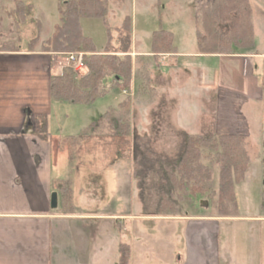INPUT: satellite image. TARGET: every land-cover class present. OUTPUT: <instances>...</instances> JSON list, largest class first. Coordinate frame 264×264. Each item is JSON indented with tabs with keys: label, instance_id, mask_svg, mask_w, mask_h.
Masks as SVG:
<instances>
[{
	"label": "rangeland",
	"instance_id": "1",
	"mask_svg": "<svg viewBox=\"0 0 264 264\" xmlns=\"http://www.w3.org/2000/svg\"><path fill=\"white\" fill-rule=\"evenodd\" d=\"M61 1L24 0L23 14L14 13L12 17L8 16L9 8L2 11L0 6L2 18L7 16L4 18L7 23L0 25V34L7 32L3 30L5 26L11 30L12 34L7 32L6 36L12 38L10 48L32 49L31 43L39 38L35 48L38 46L42 51L40 36L49 39L60 25ZM107 1V25L102 20L86 19L82 28L83 34L93 41L97 53H104L107 47L108 27L113 37L112 45L117 50L120 38L117 29L122 28L126 17H130V41L134 51L141 54L151 51L153 31L165 30L176 36L182 54L187 56L173 58L165 55L163 61L160 60L161 56L157 58L159 62L150 60L144 66L137 63L136 69L134 64V88L126 92L111 89L92 104L54 102L48 115L52 140L77 139L76 143L67 142L63 146L57 142L64 156L58 172L53 173L56 181L54 193L60 194V211L154 217L162 207L163 215L217 217L219 165L214 153L203 149L200 156V163L210 168V180L206 182L205 190H195L192 194L189 189L183 191L184 201L178 196L181 191L176 190L171 198L165 199L174 205L166 203L159 207L161 184L157 168L153 169L154 173H151L152 170L147 173L138 167L133 145L142 146L143 149L147 146L156 157L173 165L187 136L208 131L217 136H239L245 139L249 165L245 179L236 184L235 189L239 207L237 217L240 218L221 224L222 242L227 249L229 245L232 250H245L250 246L254 252L262 254L264 90L258 88L255 82V79L260 82V77L257 74L254 75L255 79L249 76L245 65L240 66L237 62L233 66L236 75L230 79L229 70L220 71L215 62L194 57L199 52L196 29L202 22L201 14L196 10L199 0ZM256 1L251 0L254 47L238 52L254 54V65L256 57L264 54V0ZM4 39L1 36L0 46L7 47ZM49 54L55 59L51 65V78L62 75L68 69L65 61L67 54ZM88 72L86 68L75 76L82 78ZM258 72L261 73L260 70ZM159 73L168 80L160 81ZM107 113L130 127L126 141L117 142L123 147L120 155L114 152L116 149L112 147V140L105 138L111 135L106 121L96 132L102 135L101 142L97 140L98 136L88 140L90 144L83 139L84 132L91 124L98 123ZM63 225L66 234L71 232L81 239L88 234L82 223L67 221ZM125 226L121 241L134 244V264H174L177 261L178 257L170 250L172 243L166 242L165 237L175 236L173 230L183 236L182 225L175 227L174 223L140 219L126 222ZM101 230L105 234L109 232L105 224H102ZM181 239H177V246ZM118 256L119 252L116 251L114 264L118 263ZM262 261L261 264H264Z\"/></svg>",
	"mask_w": 264,
	"mask_h": 264
},
{
	"label": "crops",
	"instance_id": "2",
	"mask_svg": "<svg viewBox=\"0 0 264 264\" xmlns=\"http://www.w3.org/2000/svg\"><path fill=\"white\" fill-rule=\"evenodd\" d=\"M23 1L1 0L0 6L2 11L9 8L8 16L12 17V14L16 13V3L24 4ZM254 2L257 3L256 0ZM6 17L2 18L0 15V25L3 22L7 23L4 19ZM84 20L86 19H81L82 28ZM3 30L12 34L6 26ZM7 32L0 34V38L5 37L7 45V47L0 46V264H114L115 253L119 252L120 243L124 242L121 240L126 222L131 223L140 219L174 223L175 227L183 226H181L183 236L173 230L175 236H170L168 239L165 237L166 242L172 243L169 244L170 250L175 257H178L174 264H261L263 262L264 252L262 254L254 252L250 246L245 250H232L229 245L227 249L222 242L221 224L240 217L126 216L112 213H68L60 211L59 206L57 209H52L51 196L56 192L53 173L59 169L64 159L63 154L60 153L62 151L57 147V142L60 140L43 142L32 134V129L27 130V123L31 115L51 113L54 105L51 98V65L55 59L49 53L40 51L38 46L33 49L16 46L10 48L9 42H12V38H6ZM47 39L40 36V43ZM174 46L177 53L169 56L173 58L187 56L182 54L175 35ZM98 54L102 52L98 51ZM130 55L135 69L139 62L140 66H144L147 61L159 62L157 60L160 59L154 58L151 51L141 54L132 47ZM259 55L264 56V54ZM254 56L244 52L234 56L206 55L200 51L194 54V57L215 62L220 71L229 70L230 79L236 75L233 66L237 65V62L240 66L245 65L246 74L254 79L256 74L258 78L260 77V82L256 79L255 82L258 88L264 90L262 74L253 64ZM160 60H164L163 56ZM159 80H168V78L161 75ZM134 81L133 70L132 88ZM144 102L146 103V99ZM67 221L84 224L83 227L88 234L82 239L71 232L66 234L63 224ZM102 224L108 226V233L105 234L101 230ZM178 238H182L179 246H177ZM129 245L131 264H134V244ZM117 261L119 262V256Z\"/></svg>",
	"mask_w": 264,
	"mask_h": 264
},
{
	"label": "trees",
	"instance_id": "3",
	"mask_svg": "<svg viewBox=\"0 0 264 264\" xmlns=\"http://www.w3.org/2000/svg\"><path fill=\"white\" fill-rule=\"evenodd\" d=\"M21 6L23 3L17 2L15 10L17 14H23L24 7ZM197 6L196 10L202 18L201 25L196 29L200 53L234 56L238 55L239 51L254 47L251 0H199ZM59 13L61 24L55 28L53 35L43 42L42 52L58 55L82 53L89 72L86 76L77 78L76 73L68 68L62 75L53 76L51 79L52 101L92 104L100 95H104L111 89H120L123 92L130 89L133 83V64L130 55L131 18L126 17L122 28L117 29L120 36L117 50L112 45L113 37L108 27L109 42L104 53L98 54L93 41L83 34L81 19L102 20L107 25V2L105 0H62ZM38 43L39 38H36L30 46L33 49ZM151 53L156 59L176 54L173 33L165 30L155 31L152 34ZM256 59V67L262 74L264 88V56H257ZM105 121L111 133L105 138L112 140V147L116 149L114 152L120 155L123 147H120L117 142L126 141L125 136L130 127L120 119H113L109 113L105 114L98 123H92L88 131L84 132L83 139L90 144L88 140H94L98 136L97 140L101 142L102 135H97L96 132L102 128ZM31 129L32 134L43 142H51L48 115H31L28 118L27 130ZM76 141V138L69 137L60 139L59 142L63 146L67 142L73 144ZM203 149L214 153L216 163L219 165L218 217H237L239 207L236 199V184L245 179L249 165L244 138L233 135L217 136L209 131L201 135L187 136L182 142L177 160L173 165L156 157L147 146L143 149L142 146L133 145L132 150L136 157L135 161L139 162L138 167H142L147 173L148 170L154 173L157 168L156 172L159 174L161 184L159 203L161 207L166 203L174 205L173 202L165 201V199L171 198L176 190L181 191L178 194L181 201H184L183 191L187 192L189 189L192 194L195 190H205V184L210 180V168L209 165L200 163ZM262 173L264 179V154ZM161 208L157 210L156 216L182 217L163 215ZM119 254L118 264H131V246L128 243H120Z\"/></svg>",
	"mask_w": 264,
	"mask_h": 264
},
{
	"label": "built area",
	"instance_id": "4",
	"mask_svg": "<svg viewBox=\"0 0 264 264\" xmlns=\"http://www.w3.org/2000/svg\"><path fill=\"white\" fill-rule=\"evenodd\" d=\"M65 61L68 68L72 69L75 73H81L87 68L84 62V55L82 53L67 54Z\"/></svg>",
	"mask_w": 264,
	"mask_h": 264
},
{
	"label": "water",
	"instance_id": "5",
	"mask_svg": "<svg viewBox=\"0 0 264 264\" xmlns=\"http://www.w3.org/2000/svg\"><path fill=\"white\" fill-rule=\"evenodd\" d=\"M57 207H58V194L53 193L51 196V208L57 209Z\"/></svg>",
	"mask_w": 264,
	"mask_h": 264
}]
</instances>
